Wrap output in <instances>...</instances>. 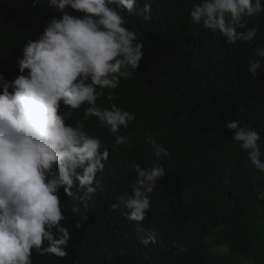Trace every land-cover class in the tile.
I'll return each mask as SVG.
<instances>
[{
	"label": "trees",
	"instance_id": "obj_1",
	"mask_svg": "<svg viewBox=\"0 0 264 264\" xmlns=\"http://www.w3.org/2000/svg\"><path fill=\"white\" fill-rule=\"evenodd\" d=\"M199 2L137 0V9L151 6L148 21L120 10L144 55L116 89H103L97 106L116 104L135 119L121 129L127 140L120 145L95 117L84 121L86 134L109 151L96 174L99 185L87 201L77 198L84 192L76 186L72 196L60 190L61 225L72 236L67 255L33 250V264H264V172L224 127L239 119L259 133L264 152V58L254 54L264 48V12L242 29H259L252 42L229 44L219 32L192 22L189 13ZM60 16L47 0H0V73L13 80L24 43ZM255 59L261 68L254 78L247 69ZM86 107L62 109L66 122L83 120ZM149 138L170 157L160 158L166 175L149 194L145 219L135 222L123 205H113L131 195L135 165L147 168L157 160ZM81 214L88 220L77 228ZM217 245H228L229 253Z\"/></svg>",
	"mask_w": 264,
	"mask_h": 264
},
{
	"label": "clouds",
	"instance_id": "obj_2",
	"mask_svg": "<svg viewBox=\"0 0 264 264\" xmlns=\"http://www.w3.org/2000/svg\"><path fill=\"white\" fill-rule=\"evenodd\" d=\"M47 4L61 16L53 17L37 39L24 43L16 65L19 74L13 80L0 73V264H33V250L60 258L67 255L72 236L61 225L65 217L60 190L72 196L76 186L84 192L77 198L89 200L96 191L93 185H99L96 174L109 156L108 149L101 151L98 137L86 134L84 121L95 117L120 145L127 140L121 129L135 119L134 113L116 104L98 107L97 99L103 89H116L120 79L130 75L129 68L138 69L144 55L142 43L125 26L120 10L148 21L151 6L137 9V0H47ZM68 9L83 15L74 16ZM261 12V0H200L189 15L194 24L235 44L254 40L258 28L242 29ZM254 54L264 58V48ZM260 68V59H255L247 70L255 78ZM108 99H113L111 93ZM84 105L88 107L83 120L68 124L62 109L79 110ZM224 127L251 164L264 172L259 133L243 127L239 119ZM148 143L155 146L157 160L147 168L135 165L131 195L113 205H123L126 218L135 222L145 219L151 206L149 194L166 175L160 158L170 157L154 139ZM87 220L81 214L76 227Z\"/></svg>",
	"mask_w": 264,
	"mask_h": 264
},
{
	"label": "rangeland",
	"instance_id": "obj_3",
	"mask_svg": "<svg viewBox=\"0 0 264 264\" xmlns=\"http://www.w3.org/2000/svg\"><path fill=\"white\" fill-rule=\"evenodd\" d=\"M215 249H217V250H219L220 252H222V253H229V251H230V248H229V246L228 245H217L216 247H215Z\"/></svg>",
	"mask_w": 264,
	"mask_h": 264
}]
</instances>
